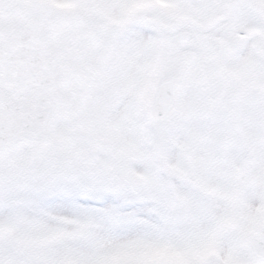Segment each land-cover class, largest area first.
I'll use <instances>...</instances> for the list:
<instances>
[{
  "label": "snow or ice",
  "instance_id": "1",
  "mask_svg": "<svg viewBox=\"0 0 264 264\" xmlns=\"http://www.w3.org/2000/svg\"><path fill=\"white\" fill-rule=\"evenodd\" d=\"M0 264H264V0H0Z\"/></svg>",
  "mask_w": 264,
  "mask_h": 264
}]
</instances>
